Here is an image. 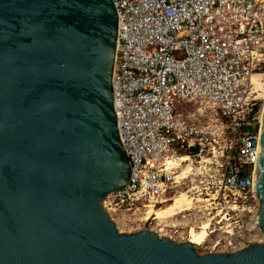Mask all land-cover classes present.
I'll return each instance as SVG.
<instances>
[{
	"label": "water",
	"instance_id": "95a60500",
	"mask_svg": "<svg viewBox=\"0 0 264 264\" xmlns=\"http://www.w3.org/2000/svg\"><path fill=\"white\" fill-rule=\"evenodd\" d=\"M121 29L114 0H0V264H264V242L200 254L117 228L105 201L131 180ZM256 173L264 233V125Z\"/></svg>",
	"mask_w": 264,
	"mask_h": 264
},
{
	"label": "built area",
	"instance_id": "2783aa9c",
	"mask_svg": "<svg viewBox=\"0 0 264 264\" xmlns=\"http://www.w3.org/2000/svg\"><path fill=\"white\" fill-rule=\"evenodd\" d=\"M114 3L122 27L115 105L131 180L105 206L112 218L117 210L161 208L189 178L184 166L199 160L204 178L214 173L212 182L202 180L190 195L202 201L211 221L208 241L223 252L241 249L242 241L262 230L256 191L261 110L253 77L264 73V0ZM191 105L194 115L185 113ZM208 114L216 123H201ZM223 134L230 136L226 151L214 165L209 154ZM183 155L189 160L180 167L168 165ZM182 232L176 228L169 237L190 238Z\"/></svg>",
	"mask_w": 264,
	"mask_h": 264
},
{
	"label": "rangeland",
	"instance_id": "374dc122",
	"mask_svg": "<svg viewBox=\"0 0 264 264\" xmlns=\"http://www.w3.org/2000/svg\"><path fill=\"white\" fill-rule=\"evenodd\" d=\"M257 95L259 97V108L262 111L264 107V100L259 96V93ZM195 112H196V107L194 105L189 106L185 110V113H190L191 115H194ZM213 118L211 114H208V116L204 118H200V121L202 124H206L208 122L210 124H213L216 123L213 121ZM256 129L257 127H254L255 131ZM219 133L221 134V132ZM229 137H230L229 135L226 136L223 134L219 140L220 144L217 146V150L214 152L212 151V153L209 154L210 155L209 157L212 158L214 165L216 164V160L221 158L222 154L225 153L226 141H228ZM213 154H215L216 156L213 157ZM200 165L201 163L199 162V160H193L192 162L191 160L188 161L187 165L184 166V168L188 166L190 167L189 172L187 173V177L189 178L186 179L184 182H182V184H178V187L171 193V196L174 197L177 194L182 193V191L187 192V194L190 196L192 189L194 187L197 188L198 186L203 185L202 180L205 181L206 184H208V181L212 182L214 180L213 171L209 173L207 178H204V176L199 173ZM209 185H211V183H209ZM202 205H203L202 201H199L198 203H195V207L192 208L191 210L184 211L182 214L175 216L174 218L166 221L165 223L159 222L158 220L154 219V216L146 220L145 214L148 208L141 209V211H137V212L135 211L121 212L120 210H117V212L114 213L113 215V220L115 221L117 228H119L120 232L122 233L130 234L133 232L141 231L147 227L150 230L160 234L162 237H169L172 231L174 232L176 228H178L181 231V233H183L182 232L183 230L188 233L191 227H195L196 229L199 230L200 227L202 226V223L208 220L206 210ZM183 215H185V217ZM173 225L176 226L181 225L182 228L180 227L173 228L174 227ZM173 240L179 243H184L186 241H189L188 238L183 240V238L180 235H175ZM260 242H264V233L262 230H257L255 235L251 239L242 241L238 247L241 246L245 247L250 243H260ZM198 251L200 254H206L209 252H223L224 249L223 248L214 249L212 245V241H208L203 245L199 246ZM227 253H231V252H227Z\"/></svg>",
	"mask_w": 264,
	"mask_h": 264
},
{
	"label": "bare ground",
	"instance_id": "6f19581e",
	"mask_svg": "<svg viewBox=\"0 0 264 264\" xmlns=\"http://www.w3.org/2000/svg\"><path fill=\"white\" fill-rule=\"evenodd\" d=\"M253 83L255 84V87L259 92V96L264 100V73L254 75ZM259 119L262 128L264 125V107L261 111ZM187 160H189V157H187V155H183L181 160L177 163H175L172 159H168V165L173 167H180L181 162ZM189 169V166L184 168L185 176H187ZM194 207L195 202L193 201V199L190 198L187 192L182 191V193H179L174 196L171 200L168 201L165 206H162L161 208H158L155 205H151L150 207H148L145 214V219L148 220L152 218V216H154V219L158 220L159 222L165 223L166 221L174 218L175 216L182 214L184 211L191 210ZM183 216L185 217V215ZM173 226L175 227L176 225ZM210 228V220L204 221L199 230L195 227H191L189 231V241L196 244L198 247L203 245L209 240Z\"/></svg>",
	"mask_w": 264,
	"mask_h": 264
}]
</instances>
